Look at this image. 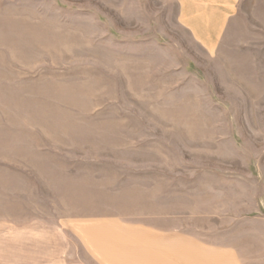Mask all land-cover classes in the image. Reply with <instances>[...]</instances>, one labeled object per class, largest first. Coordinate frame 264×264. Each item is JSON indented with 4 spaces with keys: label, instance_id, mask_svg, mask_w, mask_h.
Returning a JSON list of instances; mask_svg holds the SVG:
<instances>
[{
    "label": "rangeland",
    "instance_id": "rangeland-1",
    "mask_svg": "<svg viewBox=\"0 0 264 264\" xmlns=\"http://www.w3.org/2000/svg\"><path fill=\"white\" fill-rule=\"evenodd\" d=\"M126 4L0 0V227L18 223L14 261L111 264L82 228L114 220L264 264V0L241 4L213 53L165 3Z\"/></svg>",
    "mask_w": 264,
    "mask_h": 264
},
{
    "label": "crops",
    "instance_id": "crops-1",
    "mask_svg": "<svg viewBox=\"0 0 264 264\" xmlns=\"http://www.w3.org/2000/svg\"><path fill=\"white\" fill-rule=\"evenodd\" d=\"M153 1L174 9L179 27L203 50L213 53L245 0H125V8L149 9ZM0 229L5 239L1 248L11 250V258H1V264H18L16 253L14 261L18 223L7 220L1 222ZM82 231L103 261L111 264H247L235 246L213 244L180 231L122 226L114 220H95Z\"/></svg>",
    "mask_w": 264,
    "mask_h": 264
}]
</instances>
